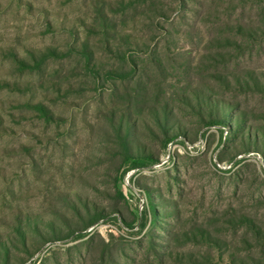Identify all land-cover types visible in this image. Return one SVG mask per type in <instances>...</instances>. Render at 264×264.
<instances>
[{
  "label": "rangeland",
  "instance_id": "rangeland-1",
  "mask_svg": "<svg viewBox=\"0 0 264 264\" xmlns=\"http://www.w3.org/2000/svg\"><path fill=\"white\" fill-rule=\"evenodd\" d=\"M263 22L264 0H0V264H264L262 154L230 161L181 101H232L264 130Z\"/></svg>",
  "mask_w": 264,
  "mask_h": 264
},
{
  "label": "trees",
  "instance_id": "trees-1",
  "mask_svg": "<svg viewBox=\"0 0 264 264\" xmlns=\"http://www.w3.org/2000/svg\"><path fill=\"white\" fill-rule=\"evenodd\" d=\"M264 32V22H263ZM190 95H184L181 98L182 102L191 104L192 101L196 102V109L198 114L203 118L207 119L209 126L220 125V132L222 136L226 133L225 139L222 138L223 149H233L234 155L230 158L232 161L238 154H244L254 147L260 152L264 158V130H257L256 132H249L247 128H244L245 117L243 111H240V107L232 102L225 100H216L209 97V100L205 99L197 91L189 90ZM193 97V98H192ZM193 106V105H192ZM153 112L151 113L153 122L161 135V139L167 146L170 142L177 139L178 133L176 131L177 126H174L173 109L168 103H163L159 107H152ZM240 111V116L236 114H230L229 111ZM119 122H113V127L116 129L117 134L124 139L125 157L128 164L133 168L144 167L147 165V161L152 159V156L144 151L139 150L140 144L138 143L135 135L131 134V127L135 126V119L131 116H120ZM137 123V121H136ZM179 126V125H178ZM180 127V126H179ZM226 127H229L227 130ZM137 128V127H135ZM241 136V137H240ZM240 139V140H238ZM231 142L232 144H227ZM238 145L241 147L239 150ZM135 149H137L135 151ZM157 161V160H155ZM222 161V159L220 160ZM152 210L155 214H160L154 208L156 205L151 202ZM89 215V224L92 225L94 222L93 215L87 212ZM169 233L170 230L168 229ZM171 235V234H170Z\"/></svg>",
  "mask_w": 264,
  "mask_h": 264
},
{
  "label": "built area",
  "instance_id": "built-area-1",
  "mask_svg": "<svg viewBox=\"0 0 264 264\" xmlns=\"http://www.w3.org/2000/svg\"><path fill=\"white\" fill-rule=\"evenodd\" d=\"M141 208H143V204H141Z\"/></svg>",
  "mask_w": 264,
  "mask_h": 264
}]
</instances>
